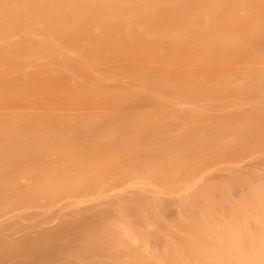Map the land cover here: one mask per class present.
Returning <instances> with one entry per match:
<instances>
[{"label": "bare ground", "instance_id": "bare-ground-1", "mask_svg": "<svg viewBox=\"0 0 264 264\" xmlns=\"http://www.w3.org/2000/svg\"><path fill=\"white\" fill-rule=\"evenodd\" d=\"M262 165L264 0H0V264H264Z\"/></svg>", "mask_w": 264, "mask_h": 264}, {"label": "rangeland", "instance_id": "rangeland-1", "mask_svg": "<svg viewBox=\"0 0 264 264\" xmlns=\"http://www.w3.org/2000/svg\"><path fill=\"white\" fill-rule=\"evenodd\" d=\"M262 166H264V165H262ZM252 180L250 181V179H249V181H247V180H223V181H221V183H225V184H248V182L249 183H255V181H254V179L255 180H257L255 177H253V178H251ZM245 192V191H244ZM243 192V194H238V196H235V197H233L232 199H233V201H235V202H238V201H242L243 199H245V198H243V199H241L242 197H246L247 195V193H248V191H246L245 193ZM248 196H249V194H248ZM247 196V198L249 199V197ZM218 200L222 203V202H224L225 201V198L222 196V195H218ZM246 198V199H247ZM250 198H252L253 199V197H251L250 196ZM244 201H247V200H244ZM249 201H251L250 199H249ZM226 212V213H225ZM224 213L226 214V215H228V210H226V211H224ZM224 214V215H225ZM250 221V223L249 224H255V223H253V221L252 220H249ZM252 222V223H251Z\"/></svg>", "mask_w": 264, "mask_h": 264}]
</instances>
